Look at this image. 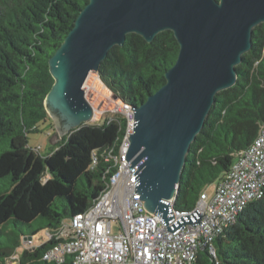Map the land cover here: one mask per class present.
I'll use <instances>...</instances> for the list:
<instances>
[{
    "label": "trees",
    "instance_id": "16d2710c",
    "mask_svg": "<svg viewBox=\"0 0 264 264\" xmlns=\"http://www.w3.org/2000/svg\"><path fill=\"white\" fill-rule=\"evenodd\" d=\"M89 0H0V264H55L42 255L61 239L24 243L88 210L117 166L126 134L123 115L81 124L47 155L30 148L29 133L50 117L44 99L53 84L48 60ZM250 51L236 68L237 82L221 91L204 127L190 144L173 207L190 211L208 186H217L235 157L254 142L264 121V24L252 31ZM171 31L147 44L128 34L98 66L101 84L131 107L165 83L179 51ZM39 221L38 226H32ZM191 264H264V192ZM70 263L66 258L65 264Z\"/></svg>",
    "mask_w": 264,
    "mask_h": 264
},
{
    "label": "water",
    "instance_id": "95a60500",
    "mask_svg": "<svg viewBox=\"0 0 264 264\" xmlns=\"http://www.w3.org/2000/svg\"><path fill=\"white\" fill-rule=\"evenodd\" d=\"M264 24V0H89L48 60L53 78L44 110L60 138L91 123L83 86L113 47L136 34L149 44L171 31L179 51L165 83L132 107L125 162L143 208L174 235L200 225L197 211L171 227L189 146L200 133L216 96L237 82L236 68L251 49L252 31ZM135 198V197H134ZM28 240H31L29 238Z\"/></svg>",
    "mask_w": 264,
    "mask_h": 264
},
{
    "label": "built area",
    "instance_id": "2783aa9c",
    "mask_svg": "<svg viewBox=\"0 0 264 264\" xmlns=\"http://www.w3.org/2000/svg\"><path fill=\"white\" fill-rule=\"evenodd\" d=\"M108 92L116 106L113 112L123 115L127 123L119 153L113 158L116 172L88 210L74 216L69 224H61L56 232H45L46 240L61 242L44 252L42 260L65 264L69 257V264H191L200 249L208 248L213 254L212 243L223 229L235 223L249 202L263 196L264 121L257 138L235 157L230 172L215 186L211 197L203 192L190 211L175 210L174 199L168 202L174 218L167 228L196 211L201 214L200 225H185L172 235L166 232L164 220L147 213L134 193V179L125 162L133 128L132 107ZM113 222L120 225L116 235L111 232ZM30 244L32 239L24 246Z\"/></svg>",
    "mask_w": 264,
    "mask_h": 264
},
{
    "label": "rangeland",
    "instance_id": "374dc122",
    "mask_svg": "<svg viewBox=\"0 0 264 264\" xmlns=\"http://www.w3.org/2000/svg\"><path fill=\"white\" fill-rule=\"evenodd\" d=\"M99 76L97 74L90 73L88 80H86L83 89L85 92V99L93 108V120L94 122H102L105 118L109 117L111 114H116L113 112L116 106L112 103V99L109 98V90L105 88L99 81ZM38 132L29 133L27 136L28 146L30 148H38L39 154L41 156L47 155L60 140V136L55 130L54 120L50 119L45 124H38ZM215 190V185H210L205 189V192L213 195ZM39 221H34L32 226H38ZM65 225L70 223V220H64ZM118 222H113L111 225V232L116 235L120 232ZM45 238V231H41L36 236L34 235L32 241L35 244L40 243ZM17 258L14 257L9 264H15Z\"/></svg>",
    "mask_w": 264,
    "mask_h": 264
}]
</instances>
